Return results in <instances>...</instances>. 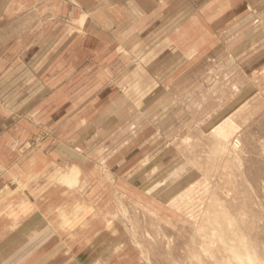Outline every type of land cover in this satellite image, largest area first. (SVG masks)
<instances>
[{"label":"rangeland","instance_id":"374dc122","mask_svg":"<svg viewBox=\"0 0 264 264\" xmlns=\"http://www.w3.org/2000/svg\"><path fill=\"white\" fill-rule=\"evenodd\" d=\"M7 4L0 264H264V0Z\"/></svg>","mask_w":264,"mask_h":264},{"label":"crops","instance_id":"0c3cea01","mask_svg":"<svg viewBox=\"0 0 264 264\" xmlns=\"http://www.w3.org/2000/svg\"><path fill=\"white\" fill-rule=\"evenodd\" d=\"M78 2V4L80 5V7H84L87 10H95L97 9V7L103 8L104 6H108V7H118V8H133V6H136L137 4H140L142 2V0H105V2L103 0H76ZM168 0H166L167 2ZM187 1V0H186ZM192 2H198L200 0H190ZM210 1V0H207ZM108 2L109 4L105 3ZM8 0H0V32H1V37H2V41L4 42V40L6 39L5 43H7L8 41L11 42L10 39V34L9 32V19L6 18L3 21V17L7 16V12H8ZM76 6H73L71 3L64 5L63 7V12H66V10L70 11V10H74ZM20 12H23L22 9H20V11H17L16 14H20ZM96 12V10H95ZM16 21H19V18L16 19ZM6 31V34H4L3 32ZM4 35L6 36V38H4ZM9 38V39H8ZM18 41V40H17Z\"/></svg>","mask_w":264,"mask_h":264},{"label":"bare ground","instance_id":"6f19581e","mask_svg":"<svg viewBox=\"0 0 264 264\" xmlns=\"http://www.w3.org/2000/svg\"><path fill=\"white\" fill-rule=\"evenodd\" d=\"M77 175V174H76Z\"/></svg>","mask_w":264,"mask_h":264}]
</instances>
